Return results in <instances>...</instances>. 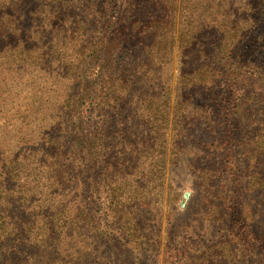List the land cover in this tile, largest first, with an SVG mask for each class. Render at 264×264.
<instances>
[{
    "label": "trees",
    "instance_id": "obj_1",
    "mask_svg": "<svg viewBox=\"0 0 264 264\" xmlns=\"http://www.w3.org/2000/svg\"><path fill=\"white\" fill-rule=\"evenodd\" d=\"M26 70L61 92L38 141L0 146V264H158L167 169L217 227L264 203V0H0V83ZM175 222L161 264L241 262L237 233Z\"/></svg>",
    "mask_w": 264,
    "mask_h": 264
},
{
    "label": "rangeland",
    "instance_id": "obj_2",
    "mask_svg": "<svg viewBox=\"0 0 264 264\" xmlns=\"http://www.w3.org/2000/svg\"><path fill=\"white\" fill-rule=\"evenodd\" d=\"M236 1L240 4L243 3V0ZM179 67L180 64L176 59V50H174L173 59L170 63L172 86L178 75ZM58 79L59 77H54L53 72L40 74L29 70L23 72V74L13 76L5 83H0V146L2 148L17 152L18 148L16 146L19 143L24 144L36 141L38 130L43 132L44 128H48L49 121L44 116H47V111L51 112L52 108L58 103L61 92V86L58 84L61 80ZM40 96H43L44 100L45 98H49V100L46 103L41 101L43 103L41 109L33 112L40 100ZM173 96L174 94H170L171 104H173ZM33 104H35L33 109H30ZM260 132V129L254 131L255 134ZM262 135L263 133L260 134V136ZM178 174L179 176L176 178L174 173L171 174L168 169L165 174L164 190L161 195L162 200L161 205H159L157 221L159 217L161 219L158 221L155 230L159 233L160 239L158 264H161L163 258V246L167 237L165 229H169L175 220L189 223L191 229L189 233L193 240L204 239L207 241L214 239L218 235L219 228L222 230V235L225 236L233 232L237 233L240 240L237 243V257L241 259L239 264H247L245 260H252L254 263L264 260V203H256V206L254 205L253 209H251L254 217L251 223H245L242 217L245 212L239 208L234 216L237 221L235 225L232 215H230L223 226L220 224L217 227V224L211 219V214L207 213L210 209L204 210L203 192L195 189L191 183V177L186 174L184 168H180ZM173 178H176V182L173 181ZM168 186H173L175 192L169 190ZM184 192H189L190 196L185 205L180 207ZM229 213L226 212V214ZM248 236L251 239L248 240Z\"/></svg>",
    "mask_w": 264,
    "mask_h": 264
},
{
    "label": "water",
    "instance_id": "obj_3",
    "mask_svg": "<svg viewBox=\"0 0 264 264\" xmlns=\"http://www.w3.org/2000/svg\"><path fill=\"white\" fill-rule=\"evenodd\" d=\"M189 196H190L189 192H184L182 194V201L179 205L180 207H183L185 205V202L188 200Z\"/></svg>",
    "mask_w": 264,
    "mask_h": 264
}]
</instances>
